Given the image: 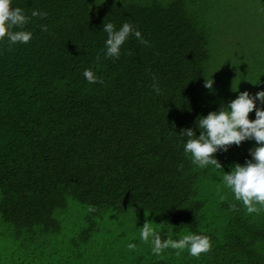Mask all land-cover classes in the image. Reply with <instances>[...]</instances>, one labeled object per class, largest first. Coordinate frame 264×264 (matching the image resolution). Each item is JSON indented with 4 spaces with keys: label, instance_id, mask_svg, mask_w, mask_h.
I'll list each match as a JSON object with an SVG mask.
<instances>
[{
    "label": "trees",
    "instance_id": "1",
    "mask_svg": "<svg viewBox=\"0 0 264 264\" xmlns=\"http://www.w3.org/2000/svg\"><path fill=\"white\" fill-rule=\"evenodd\" d=\"M13 2L47 17L26 26L29 43L0 42V264H264V208L249 214L173 133L199 135V116L264 90V0ZM109 21L148 44L105 58ZM255 146L214 155L229 172ZM146 221L162 239L209 235L212 248L156 257L139 237Z\"/></svg>",
    "mask_w": 264,
    "mask_h": 264
},
{
    "label": "clouds",
    "instance_id": "2",
    "mask_svg": "<svg viewBox=\"0 0 264 264\" xmlns=\"http://www.w3.org/2000/svg\"><path fill=\"white\" fill-rule=\"evenodd\" d=\"M46 17L47 13L40 9H33L28 14L23 8L14 6L13 0H0V42H6L9 48L29 43L33 33L26 26L33 22V18ZM41 28L47 31V25H41ZM102 32L106 33L102 49L105 58L119 59L123 45L133 38L140 45L148 44L141 31L127 21L119 27L111 21L104 22ZM83 76L89 84L103 83L91 68H86ZM152 80L153 93L161 96L163 88L155 74ZM213 84L211 78L206 79L204 87L212 91ZM253 111L255 119H250L249 114ZM194 127L199 130V135L192 127L182 128L179 134L173 132L182 141L183 152L194 168L203 170L211 167L222 173L223 186L249 214L264 208V90L254 95L246 90L240 92L227 105H221L219 111L199 116ZM249 140H254L257 145L249 149L251 158L243 165L235 163L229 172H225L214 154L227 152L232 145L240 146ZM160 225L163 226V223ZM138 230L140 240L151 245V254L156 257L172 249L179 250L177 254L186 250L189 256L199 258L212 248L211 237L203 233L189 231L179 239L171 236L162 239L161 232L148 221ZM127 248L134 251L136 244L128 243Z\"/></svg>",
    "mask_w": 264,
    "mask_h": 264
},
{
    "label": "rangeland",
    "instance_id": "3",
    "mask_svg": "<svg viewBox=\"0 0 264 264\" xmlns=\"http://www.w3.org/2000/svg\"><path fill=\"white\" fill-rule=\"evenodd\" d=\"M251 45H252V44H251ZM232 51H233V52H231V53L229 54L230 56L235 55V54H238V53L240 52V50L237 49V48H233ZM249 59H250V57H249ZM250 65H251V64H249V66H250ZM241 73H243V71H241Z\"/></svg>",
    "mask_w": 264,
    "mask_h": 264
}]
</instances>
